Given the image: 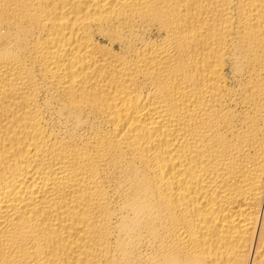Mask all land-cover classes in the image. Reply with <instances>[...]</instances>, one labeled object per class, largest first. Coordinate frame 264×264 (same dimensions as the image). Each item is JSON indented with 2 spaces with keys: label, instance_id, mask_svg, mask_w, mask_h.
Returning <instances> with one entry per match:
<instances>
[{
  "label": "bare ground",
  "instance_id": "1",
  "mask_svg": "<svg viewBox=\"0 0 264 264\" xmlns=\"http://www.w3.org/2000/svg\"><path fill=\"white\" fill-rule=\"evenodd\" d=\"M0 264H264V0H0Z\"/></svg>",
  "mask_w": 264,
  "mask_h": 264
}]
</instances>
